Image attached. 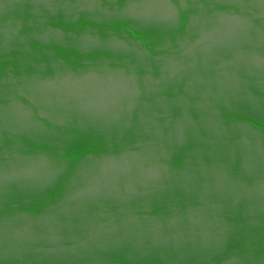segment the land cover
I'll use <instances>...</instances> for the list:
<instances>
[{"label":"water","instance_id":"1","mask_svg":"<svg viewBox=\"0 0 264 264\" xmlns=\"http://www.w3.org/2000/svg\"><path fill=\"white\" fill-rule=\"evenodd\" d=\"M0 264H264V0H0Z\"/></svg>","mask_w":264,"mask_h":264}]
</instances>
